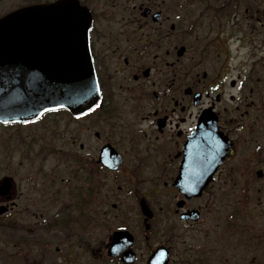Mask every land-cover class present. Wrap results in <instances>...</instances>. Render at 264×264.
<instances>
[{
  "label": "flooded vegetation",
  "instance_id": "1",
  "mask_svg": "<svg viewBox=\"0 0 264 264\" xmlns=\"http://www.w3.org/2000/svg\"><path fill=\"white\" fill-rule=\"evenodd\" d=\"M78 1L91 15L99 102L77 118L54 112L17 126L43 132L21 141L24 161L2 162L0 181L11 179L13 193L0 195V264H148L160 247L167 256L157 264H204L181 231L201 220L181 215L198 211L202 219L234 169L247 181L248 169L264 167V0ZM248 83L260 93L248 97ZM71 120L92 140L89 156L70 152ZM199 134L207 135L208 159L223 144L229 150L202 197L185 200L172 183L185 146ZM105 146L122 159L117 171L98 162ZM53 155V169L73 164L79 177L71 170L51 176L59 182L51 192L36 172L21 174L24 163L34 169Z\"/></svg>",
  "mask_w": 264,
  "mask_h": 264
},
{
  "label": "water",
  "instance_id": "2",
  "mask_svg": "<svg viewBox=\"0 0 264 264\" xmlns=\"http://www.w3.org/2000/svg\"><path fill=\"white\" fill-rule=\"evenodd\" d=\"M90 16L75 0L17 10L0 19V123H25L66 109L77 116L98 101L91 64ZM117 161L110 159L114 168ZM207 180L188 191L199 190ZM10 184L0 182V193ZM199 195V192H198Z\"/></svg>",
  "mask_w": 264,
  "mask_h": 264
},
{
  "label": "rangeland",
  "instance_id": "3",
  "mask_svg": "<svg viewBox=\"0 0 264 264\" xmlns=\"http://www.w3.org/2000/svg\"><path fill=\"white\" fill-rule=\"evenodd\" d=\"M54 0H0V17L20 9L37 3H46ZM259 68V67H258ZM258 70V69H257ZM250 66L248 63L247 72L249 73ZM262 72V71H261ZM259 71L254 72L253 78L258 76ZM250 83L247 84V96L250 97L251 91L260 93V90L251 88ZM262 91H264L262 89ZM256 96V95H253ZM258 105H256L257 107ZM256 107L248 108L254 112ZM64 118H66L64 116ZM81 127L79 120L70 121V152L79 154L80 156H89L92 151V140L86 142L84 136L80 134ZM21 133L18 138L15 132ZM17 132V133H18ZM40 125L28 127H11L0 128V170L3 161L13 162V166H17L16 162L24 161V144L21 142L27 136H39L42 134ZM102 133V131H98ZM33 133V135H31ZM262 137L264 138V125ZM80 144H86L85 153L79 150ZM36 149V146L33 148ZM80 156H71L70 162L80 160ZM57 159V155L49 156L45 161H39L35 164L34 169L29 165L23 164V175H32L40 178L37 182L46 179L48 191H54L53 187L58 186V181L49 179L51 176L58 178L69 177L68 171L71 170L72 177H79V170L73 164H66V169H53V162ZM67 165H70L68 167ZM43 167V169H42ZM36 168H39L37 172ZM261 168L264 172V167H255L248 169L247 181L241 180V176L234 173L227 180L225 185V194H216L213 200L208 201V212H205L203 221L197 226L185 228L183 226L182 240L187 246H193L201 252V256L206 258L204 264H264V178L257 180L255 172ZM77 169V172L72 174ZM104 177H107L105 174ZM70 187H73L72 178ZM159 186L146 184L148 190H160ZM173 194L167 193V207L174 210ZM204 202L203 204H205ZM203 247V249H202Z\"/></svg>",
  "mask_w": 264,
  "mask_h": 264
}]
</instances>
